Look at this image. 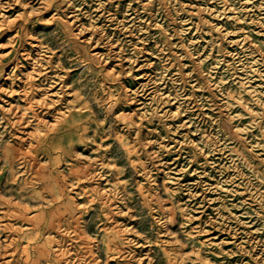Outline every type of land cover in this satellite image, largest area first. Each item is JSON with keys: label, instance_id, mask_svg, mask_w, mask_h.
Returning a JSON list of instances; mask_svg holds the SVG:
<instances>
[{"label": "rangeland", "instance_id": "rangeland-1", "mask_svg": "<svg viewBox=\"0 0 264 264\" xmlns=\"http://www.w3.org/2000/svg\"><path fill=\"white\" fill-rule=\"evenodd\" d=\"M0 264H264V0H0Z\"/></svg>", "mask_w": 264, "mask_h": 264}]
</instances>
